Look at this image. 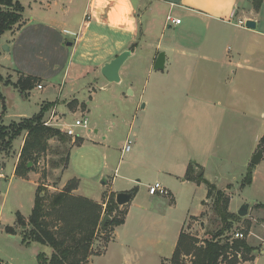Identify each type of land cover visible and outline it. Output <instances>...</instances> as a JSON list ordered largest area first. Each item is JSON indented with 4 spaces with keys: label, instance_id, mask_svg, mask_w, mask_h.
Instances as JSON below:
<instances>
[{
    "label": "crops",
    "instance_id": "1",
    "mask_svg": "<svg viewBox=\"0 0 264 264\" xmlns=\"http://www.w3.org/2000/svg\"><path fill=\"white\" fill-rule=\"evenodd\" d=\"M123 2L124 0H86L84 11H76V8H62L63 17L60 18L50 16L47 18V15L40 16L39 11H30L35 17L29 19L26 17L28 11H24L23 26L16 30L13 35L7 33L2 36L1 47H8V51L0 53V58L7 59L11 63L12 68L10 69L13 71L25 77L37 78L38 82L34 90H38L39 84L42 86L41 92L46 88L58 90L55 100L51 97L52 93L42 99L37 114L42 111L44 106H53L51 117L54 116L55 120H59L63 124V117L67 115V107L71 101L77 102L79 109L84 108L82 111L85 117V113L89 112L87 101L79 100L74 91L75 79L81 78L79 75L82 69L70 65L73 58L78 54L80 42L87 36L96 38L95 40L112 41L119 46L126 44L130 38L136 39L134 40L136 42L134 52L137 53L140 49H146L147 61L153 70H155L154 65L159 54L165 53L166 61L163 72H167V77L171 80V88L162 83L154 85L156 94L154 93V98L151 96L152 100H147L142 92L135 116L140 110L147 109L151 105L150 101L155 103L153 110L156 120L151 123H142L140 130L149 127V125L158 129L160 127L164 135L170 136L172 142L175 133L182 134L185 141L179 138L178 147L169 154L171 155L170 159H179L180 162H173L170 164L171 168L166 170L161 167V164L163 160L168 159V153L165 151L157 153L147 151L148 157H146L143 154L145 149L143 144L140 146L137 144L138 150L133 154L132 159L137 163V166L148 167L156 176L162 178L161 184L167 191V195L163 197L168 199L167 209L169 211L176 207L174 189L177 188V185L174 182L185 185L189 190H195V192L201 190V187L204 189L206 182L214 185L218 190H223L228 186L234 190L235 184L229 180H222V178L232 175L238 168L239 174L244 175L255 154L261 150L259 145L264 136V0H262L259 8L255 6V0H127V3H130L133 8L131 15L135 18L134 31H129L128 24L122 22L129 18L120 8ZM40 4L43 5L42 2ZM98 4L100 6L96 7L95 5ZM48 6L51 8V5ZM73 15H75V23L71 19ZM169 15L181 20V24L167 26L166 20ZM248 21H253L256 24L254 30L246 27ZM156 30H161L163 34L166 31L176 30V36L170 35V41L166 45L161 40L149 41L152 38V33ZM139 33L142 36L137 41ZM48 36L51 37V46L55 47V52L64 54V57L66 55V67L51 68L42 57L44 54L41 53L48 45ZM70 36L73 38L70 39ZM68 43H72V46H69ZM132 57L133 54L128 61ZM56 59L61 58L59 56L53 60L56 61ZM64 68L66 70L60 76ZM73 68H76L79 74L75 76L71 89L67 91L68 93L66 92V96L63 98L65 87L63 88L60 84L57 88L54 82L48 81L57 76L58 82L56 83H60L61 80L63 83L68 79L69 70ZM122 69L120 71L121 83L123 81ZM114 86L115 84L107 82L100 89L104 87L105 89H113ZM5 93H9V90ZM89 94V98L93 99L94 92L90 91ZM30 96L29 94L24 98L28 99ZM173 97L177 102L170 105L168 101ZM142 103L145 104L144 108L141 106ZM58 114L63 117H58ZM160 116L167 117L170 130L159 125L160 119L158 117ZM15 117L17 121L13 122L32 118L22 114ZM86 118L88 119V117ZM182 122H185L184 128L178 130L179 123ZM196 127L208 130L207 140L199 143L194 142L197 136L194 130ZM188 128L193 130L191 129L189 132ZM133 129L130 127L128 130V137L124 146L129 140L132 141V146L137 141L134 136H137L139 132L133 135ZM92 131L89 129L86 135L80 136L85 140L80 147L86 145L88 136ZM94 131L95 133L99 132L96 128ZM191 140L192 149L185 145L180 146V143L185 144ZM90 142L93 143V141ZM75 147L77 148V146ZM199 154H205L202 159L206 162L199 158L201 156ZM123 155L125 154L122 151ZM263 164L264 153L263 160L254 170L251 186L257 182L256 178ZM190 166L194 167L193 177L202 176L203 182L188 180L186 176ZM119 169L120 164L115 170V178L110 186L107 181L104 182V185L108 186L109 196L115 195L117 197L120 193L132 194L131 201L126 205L125 221L115 229L114 238L105 251L91 256L87 264H132L134 263V255L140 252L145 245L138 233L129 236L123 235L121 231L131 216L130 203L140 194L138 188L130 189L128 187L136 184L141 185L142 179L131 174V176L123 178L126 182L125 186H117L116 176ZM216 170H218L217 173ZM200 172L201 175L198 176ZM14 175L11 180L24 179L15 175L16 178ZM77 180L79 187L75 193L99 202L96 198L83 194L81 181ZM221 181L226 182L218 188L216 185L220 184ZM251 186L249 187L252 188ZM205 194L201 213L189 215L181 225L172 255L176 250L179 237L185 231L189 221L205 214L204 209L208 203V186L206 190L204 189ZM148 196L150 203L155 202L156 195L148 194ZM247 203L264 205V201ZM143 207L137 206V208L145 210ZM251 210L252 206H250L249 213ZM29 218L24 219L28 221ZM143 221L152 222L147 217L143 218ZM148 245L154 247L151 241H148ZM162 245L164 243L158 244V246ZM156 247L157 245H155ZM37 251L38 260L39 249ZM160 253L161 250L158 249L156 256L162 264L172 257V255L170 257L168 255L161 256ZM253 258V260L241 264H261L264 261V251L261 252L260 256L254 257L253 255Z\"/></svg>",
    "mask_w": 264,
    "mask_h": 264
},
{
    "label": "rangeland",
    "instance_id": "2",
    "mask_svg": "<svg viewBox=\"0 0 264 264\" xmlns=\"http://www.w3.org/2000/svg\"><path fill=\"white\" fill-rule=\"evenodd\" d=\"M19 1L25 7V11H28L26 17L31 19V17L34 18L35 15L30 11H39L38 14L40 16L47 15V18L49 16L55 18L63 17L61 12L62 8H76V11H84L86 0ZM41 2L43 5L40 4ZM48 5H51V8H49ZM38 14H36V16H38ZM71 19L73 23H75V15H73ZM21 20L23 23L24 13L23 19ZM16 30L17 27H15L14 31H9L7 33L13 35ZM175 32L176 30H171L163 34L161 30H156L152 33V38L149 41L153 42L154 39H156L157 42L161 40V42L166 45L170 41V35L176 36ZM141 36V33H139L137 41L141 39ZM1 38L0 53L3 51L6 52L4 47H1ZM71 38L73 37L70 36V39ZM95 39L87 36L86 39L80 42L78 54L73 58L70 64L71 67L75 65V67L78 66L82 69L79 75L81 78L75 79L76 86L74 91L76 92V97L81 101L86 100L89 104V112L85 114L90 122V129L93 131L89 134L86 145L80 147L85 141L80 136L86 135V132L88 133L89 130L77 129L76 138L68 137L66 134L62 133L65 142L60 140L59 137L50 139L47 143L48 148L45 152L35 154L33 156L35 161L29 162L26 169L20 168V173H22L21 178L24 179H18L17 177L20 176H17L16 172L21 162V154L27 136L23 133L21 137H18L12 142L6 140L5 144L0 143V264H38L37 249H39V254L44 253L48 258L51 257L53 250L50 247L38 244L27 246L23 243V229L17 225V214H21L25 219L30 217L38 190H44L42 192L43 194L53 197L65 191L66 187L73 184L75 185V182L77 185V179L81 181L83 194L94 197L99 202L80 196L76 194L75 191L72 192L73 197L86 198L102 206L101 220L97 230L98 233L93 242L91 252L92 256L103 253L114 238V231L118 227L116 223L124 219L127 211L126 205L119 206L116 202V197L108 195V186L104 185V182L107 181L110 186L115 178V170L119 164L120 169L116 176L117 186H125L126 182L123 178L131 176V174H135L139 176V179H142L141 185L135 183L136 185H130V187H128L130 189L138 188L140 194L130 203V219L127 225L121 229L123 235L130 236L131 234L138 233L145 244L143 249L134 255V263L132 264H162L161 260L156 256L157 250H161V256L168 255L170 257L174 251V243H176L183 222L189 215H197L202 211V203L206 196V194L204 195V189H207L205 183L204 189L201 187V190L195 192V190H189L185 185L174 182V184L177 185V188L174 189L176 207H173L170 211L167 209L168 199L163 197L165 195H156L155 202L150 203L147 187L157 182L161 184L162 178L156 176L148 167L137 166V163L132 159L133 154L138 150V146L142 144L145 146L143 154L148 157L147 151L150 153L165 151L169 155L178 147L177 142L179 138L185 141L184 136L177 132L173 136L172 142L170 136L164 135L160 127L158 129L152 125L140 130L142 123H151L156 120V115L153 110L155 103L153 101H150L151 105L147 109L140 110L138 115L135 116L142 92L147 100H152L151 96L154 98L156 94L153 88L154 85L162 83L165 84L166 87L171 88V80L167 77V72L153 70L147 61L148 56L146 55V49H140L137 53L134 52L136 44L134 40L136 39L130 38L128 42L122 46L112 41ZM47 42L48 45L46 49L41 53L44 54L42 57L46 60L47 65L51 68L56 66L66 67V55L64 57V54L62 55L60 52H55V47L51 46L50 36H48ZM126 51L131 52L133 57L122 69V83L120 85L115 84L113 89H105V87L100 89L102 85L108 82L101 74V69L104 64L109 63ZM134 53L136 54L134 55ZM59 56L61 59H56V61L53 60L55 57ZM13 64H15L14 61ZM10 68H12L11 63L7 59L0 58V93L2 95L0 98V123L6 126L11 125L13 121H17L15 116L18 114L28 117L37 114L40 110L42 99L52 93L51 97L55 100L58 93V90L54 88H46L43 92H41V90H32L30 98L25 99L24 97L27 96V94L25 93V96H23L24 94H21L19 90L22 82L20 81L22 75ZM65 70L64 68L60 76L63 75ZM69 71L70 74L68 79L63 83L62 80L60 83H56L58 82L57 76L48 81L54 82L57 88H59L60 84H62L63 88L65 87L63 98L66 96V92L71 89L75 76L79 74L76 68ZM16 87H19V89ZM7 90H9V93H5ZM90 91L94 92L93 99L89 98ZM49 99L51 100V98ZM176 102L174 97L168 101L170 105ZM143 105L145 104L142 103L141 106ZM52 107L53 106H44L42 109V111L44 110V115L42 116L41 122L44 126L46 122L51 120ZM67 109L68 112L66 116L63 117L58 114V117L64 118V124H72L84 116V108L81 107V109H79L77 102L71 101ZM158 118L160 119L159 125L161 127L163 126L166 130H170L167 117L160 116ZM57 121L58 120L52 122L54 123ZM16 123L21 122L19 120ZM184 124L185 122L179 123L178 130L184 128ZM130 127L134 128L132 130L133 135L139 132L137 136H134L137 141L132 146V151L122 156ZM49 128L58 129L51 126ZM95 128L98 129V133H95ZM191 129L192 128H188L189 132ZM194 130L197 135L194 140L195 143L207 140L208 130L206 128L202 129L201 127H196ZM89 140L93 141V143ZM184 145L192 149V140L185 144L180 143L181 147ZM75 146H77V148ZM199 155H201L199 158L203 160V162H206L202 159L205 154ZM170 157L171 155L168 156V159L163 160L161 164V167L166 170L171 168L170 164L173 162H180L179 159H170ZM257 167L258 166H255L254 170L255 168L257 169ZM261 168L256 178L257 182L251 186L252 188L249 186L243 188L240 185L245 179L247 172L241 175L239 174V168L238 170L235 169L236 172L232 175H227V177L222 178V180H229L237 187L236 191V187H234L233 190L231 186L225 187L222 190L225 197L229 200L227 206L228 213L238 218V221L234 224L233 231L231 233L225 231V236L233 235V237H235L236 233H243L245 239L238 241L255 250L249 254L250 257H253V255L254 257L260 256L261 252L264 251V205H251L252 210L248 216L244 218L238 216V211L242 205L247 202L264 201V164ZM217 171L218 170L215 172L217 173ZM13 174L17 176L14 175L17 179L11 180ZM218 176L221 177L220 174H218ZM224 182L226 181H221V183L216 186L220 188ZM108 197L110 198L108 199ZM111 197L112 203H108ZM138 205L141 207L144 206L143 208H145V210L137 208ZM216 206L217 203L214 197L208 199L207 206L204 209L205 214L200 218L191 219L185 228L187 235L198 242L196 245L197 247L204 245L203 243L209 233L214 235L217 230L224 229V224L214 211ZM105 216H109L110 218L107 223L106 233L101 229V223ZM145 217H147L148 220H152V222H144L143 218ZM26 222L28 223V221ZM148 241L152 242L154 245L153 248L148 245ZM157 243H164V245L158 246ZM155 245H157L156 248ZM192 259V257H186L188 263L192 261ZM241 259L243 258L241 257ZM164 264H168V262ZM261 264H264V261H262Z\"/></svg>",
    "mask_w": 264,
    "mask_h": 264
},
{
    "label": "trees",
    "instance_id": "3",
    "mask_svg": "<svg viewBox=\"0 0 264 264\" xmlns=\"http://www.w3.org/2000/svg\"><path fill=\"white\" fill-rule=\"evenodd\" d=\"M261 3L262 0H255L257 8ZM24 11L25 8L19 0H0V38L7 32L14 31L15 27L18 30L23 26L24 22L22 23L21 19H23ZM20 81H22L20 89L16 88L20 90L21 94H24L23 96L25 93L28 96L36 88L38 79L22 75ZM1 96L0 93V98ZM43 115L44 110L32 118L21 120V123L13 122L9 126L0 123V143L5 144L6 140L12 142L21 137L23 133L27 136L21 154V162L16 172L17 176L21 177L22 175L20 168L26 169L29 162L35 161L33 158L35 154L47 150V143L50 139L59 137L60 140H65L60 130L45 127L42 124ZM259 149L264 153V136L260 141ZM254 167L253 164L249 166L241 184L243 188L251 186L253 183ZM193 168L190 166L187 171L188 180L203 182L202 176L193 177ZM76 181L77 185L75 182V185L66 187L65 191L53 197L43 194L44 190H38L28 223L21 214H17V225L23 229V243L27 246L31 244L48 246L53 250L50 258L44 253L39 254V264H85L92 256L91 248L98 233L102 206L86 198L73 197L72 192L79 187V181ZM206 184L208 199L214 197L217 203L214 211L224 224V229L217 230L214 235L209 233L204 245L200 247L196 246L198 242L195 239H191L183 231L175 252L165 262L168 264H241L253 260L254 258L249 256L255 251L253 248L235 240L233 235L225 236V231L231 233L234 224L238 221V218L228 213V198L225 197L222 190H218L207 182ZM112 197L108 203L111 202ZM125 217L116 224L121 226ZM107 225L103 230L104 233L107 232ZM186 257L193 259L188 263Z\"/></svg>",
    "mask_w": 264,
    "mask_h": 264
},
{
    "label": "water",
    "instance_id": "4",
    "mask_svg": "<svg viewBox=\"0 0 264 264\" xmlns=\"http://www.w3.org/2000/svg\"><path fill=\"white\" fill-rule=\"evenodd\" d=\"M246 27L249 29L254 30L256 28V24L253 21H248ZM69 46H72V43H68ZM4 50H8V47H4ZM132 56L131 52L126 51L120 54L117 58L113 59L109 63H106L102 69L101 74L102 76L110 83V84H120L121 83V76L120 71L128 59ZM165 53H160L155 65L154 69L156 71H163L165 69ZM145 105L142 106L144 108ZM263 160V151L259 150L253 159L251 160V164L257 166ZM201 175V172L198 176ZM132 199V194L130 193H120L116 197V202L119 206L127 205ZM250 203H246L242 205V207L238 211V216L241 218L247 217L250 210ZM109 216H105L101 223V229L105 230L107 223L109 222Z\"/></svg>",
    "mask_w": 264,
    "mask_h": 264
},
{
    "label": "built area",
    "instance_id": "5",
    "mask_svg": "<svg viewBox=\"0 0 264 264\" xmlns=\"http://www.w3.org/2000/svg\"><path fill=\"white\" fill-rule=\"evenodd\" d=\"M167 26L170 25H180L181 24V20L176 19L174 17H172L171 15H169L167 17ZM38 90H42V86L39 85ZM52 121H56L54 119V116L51 117V120H49L48 122L45 123L46 127H55L58 128L62 133L66 134L68 137H72V138H76L77 134H76V130L77 129H85V130H89L90 129V123L89 120L83 116L82 118L76 120L74 123L72 124H62L59 120L57 122H52ZM132 148V141L129 140L126 142V145L124 146L123 149V153L126 154L128 152H130ZM148 191L150 195H167V191L166 189L160 184V183H155L154 185H152L151 187H148ZM234 239L236 240H243L245 239V236L243 233L238 232L236 233Z\"/></svg>",
    "mask_w": 264,
    "mask_h": 264
},
{
    "label": "clouds",
    "instance_id": "6",
    "mask_svg": "<svg viewBox=\"0 0 264 264\" xmlns=\"http://www.w3.org/2000/svg\"><path fill=\"white\" fill-rule=\"evenodd\" d=\"M96 7H99L100 5H95ZM120 8L122 9L123 13H126L128 15V19L126 21H122L128 24V30L134 31L135 30V18L132 17L133 8L130 3H127V0H124V2L120 5Z\"/></svg>",
    "mask_w": 264,
    "mask_h": 264
}]
</instances>
